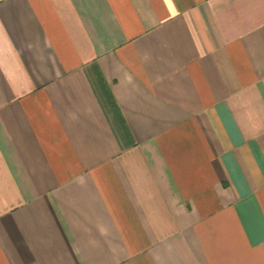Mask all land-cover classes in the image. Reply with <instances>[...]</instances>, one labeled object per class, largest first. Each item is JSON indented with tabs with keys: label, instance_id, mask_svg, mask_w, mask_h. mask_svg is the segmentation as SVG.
<instances>
[{
	"label": "crops",
	"instance_id": "obj_1",
	"mask_svg": "<svg viewBox=\"0 0 264 264\" xmlns=\"http://www.w3.org/2000/svg\"><path fill=\"white\" fill-rule=\"evenodd\" d=\"M0 264H264V0H0Z\"/></svg>",
	"mask_w": 264,
	"mask_h": 264
}]
</instances>
